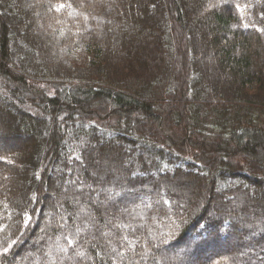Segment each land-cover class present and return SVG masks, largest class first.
I'll return each instance as SVG.
<instances>
[{"label": "trees", "instance_id": "1", "mask_svg": "<svg viewBox=\"0 0 264 264\" xmlns=\"http://www.w3.org/2000/svg\"><path fill=\"white\" fill-rule=\"evenodd\" d=\"M259 151L264 0H0V264H264Z\"/></svg>", "mask_w": 264, "mask_h": 264}, {"label": "snow or ice", "instance_id": "2", "mask_svg": "<svg viewBox=\"0 0 264 264\" xmlns=\"http://www.w3.org/2000/svg\"><path fill=\"white\" fill-rule=\"evenodd\" d=\"M63 6L64 5H61L60 7H63ZM115 226L120 227L121 225H115ZM61 227H63V225H61ZM87 227L88 226L85 225V228H87ZM83 231H84V229L78 228L74 234H71L70 236H65V240L67 241V246L61 247L60 251L66 253L69 248H71L74 244H77L78 241H77L76 237L79 236ZM124 239H126V238H124ZM5 251H7V249H5ZM75 255L83 257L84 252L83 251H77V252H75ZM119 255H122V253H119Z\"/></svg>", "mask_w": 264, "mask_h": 264}, {"label": "rangeland", "instance_id": "3", "mask_svg": "<svg viewBox=\"0 0 264 264\" xmlns=\"http://www.w3.org/2000/svg\"><path fill=\"white\" fill-rule=\"evenodd\" d=\"M4 110L7 112V109H4ZM8 112H9V110H8ZM259 154L262 156L264 155L261 151H259ZM25 246H28V243H25Z\"/></svg>", "mask_w": 264, "mask_h": 264}]
</instances>
